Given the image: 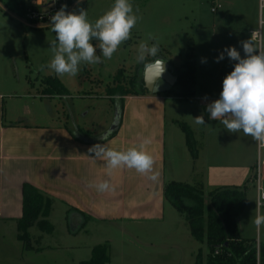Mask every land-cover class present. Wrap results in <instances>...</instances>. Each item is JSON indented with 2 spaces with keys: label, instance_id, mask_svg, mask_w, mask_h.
Returning a JSON list of instances; mask_svg holds the SVG:
<instances>
[{
  "label": "rangeland",
  "instance_id": "obj_1",
  "mask_svg": "<svg viewBox=\"0 0 264 264\" xmlns=\"http://www.w3.org/2000/svg\"><path fill=\"white\" fill-rule=\"evenodd\" d=\"M114 2L87 0L79 7L87 10L89 21L94 22ZM130 2L139 18L131 38L119 46L111 59H105L97 47L101 62L81 64L78 75L70 77L57 76L47 67L53 57L50 43L55 40L50 23H27L15 14L10 0H0V94L5 98L7 115L24 110L28 113L24 122L47 128L66 126L71 131L79 128L83 137H98L111 130L114 123L116 128L122 119V110L108 98L109 90L136 74L141 65L145 68L161 58L177 68L175 73L184 72V65L189 68L192 102L203 105L201 114L206 118L205 106L219 98L222 81L235 63L226 54L218 63L215 58L228 46H235L244 55L240 41L247 40L249 32L258 27V0ZM218 3L222 8L214 14L211 7ZM74 10L78 12L79 8ZM150 35L155 39H149ZM142 41L150 46L159 42L157 57L148 56L143 63L137 61ZM92 43L98 46L99 42ZM202 58L206 62L202 63ZM60 87L64 94L59 93ZM47 89L55 97L35 98ZM196 97L202 100L195 101ZM169 103L179 106V100ZM184 110L183 117L191 121L186 113L189 110ZM181 120L175 125L168 122L169 129L182 139L179 151L178 143H171L175 146L178 183L202 189L206 207L208 194L216 189L246 188L247 203L237 219L239 232L243 239L264 246V227L257 230L254 224L258 210L254 187L248 181L251 171L245 173L239 168L240 152L251 144L252 137L242 131L229 133L219 121L205 119V125H198L188 136L195 145V157L183 129L190 126ZM143 122L147 124L149 118ZM260 213L264 214V208ZM159 216L135 222L86 220L73 224L69 207L55 203L47 216L52 231L44 232L35 226L27 231L32 250H24L16 222H0V264H88L98 247L107 254L106 264H205L206 240L193 238L185 218L170 203L165 215L162 211Z\"/></svg>",
  "mask_w": 264,
  "mask_h": 264
},
{
  "label": "crops",
  "instance_id": "obj_2",
  "mask_svg": "<svg viewBox=\"0 0 264 264\" xmlns=\"http://www.w3.org/2000/svg\"><path fill=\"white\" fill-rule=\"evenodd\" d=\"M170 67L176 75L177 68ZM144 90L146 93L140 96L123 97V102L121 97L113 99L117 108L122 110V119L116 128L114 123L111 130L105 132H110L106 140L100 139L103 132L98 137H83L79 128L71 131L66 126L47 128L39 123L24 122L25 114H28L24 110L8 116L5 98L0 94V222L17 223L22 217L24 185H30L49 197L52 206L61 203L69 207L73 224L86 220H150L160 217L162 211L164 216L168 204L164 187L169 182H179L175 146L171 143L173 140L178 143V151L182 146V139L169 129L168 122L175 125L180 119L187 121L190 128L186 127L193 134L198 127L193 118L201 115L203 105L196 106L192 97L171 98L167 93L152 94ZM53 97L39 93L35 98L46 100ZM199 99L202 100L196 97L195 101H201ZM171 100H179L181 109H177L178 103L176 106L170 104ZM184 109L189 110L186 113L192 122L183 117ZM148 118L149 122L145 124L143 121ZM205 119L210 120L207 112ZM145 141L148 143L144 144ZM98 143L117 151L139 148L144 144V150L154 157L153 172L141 174L125 167L112 170L109 176L105 162L94 159L95 154L88 151ZM256 147L257 141L252 138L251 144L245 146L239 155L240 170L245 173L250 170V175ZM153 173H158L156 180L149 178ZM104 179L109 180L112 188L101 193L94 185ZM84 215L88 218L85 219Z\"/></svg>",
  "mask_w": 264,
  "mask_h": 264
},
{
  "label": "clouds",
  "instance_id": "obj_3",
  "mask_svg": "<svg viewBox=\"0 0 264 264\" xmlns=\"http://www.w3.org/2000/svg\"><path fill=\"white\" fill-rule=\"evenodd\" d=\"M55 3V0H53ZM79 11H68L67 4L61 5L50 16V25L55 33L50 49L53 57L47 67L57 76L75 77L81 64H98L101 56L97 55V47L105 59H111L119 46L131 38V30L136 26L138 16L133 10L130 0H115L114 5L94 22H90L87 10L79 7L83 0H76ZM149 39H155L151 35ZM98 41V46L92 43ZM243 50L235 46L225 47L215 58L220 62L227 57L234 61L233 69L222 81V91L219 98L206 105L209 119L219 121L229 133L243 132L251 136L261 147H264V35L255 30L247 40L240 41ZM159 42L151 46L147 41L140 42L137 49V61L143 63L148 56L157 57ZM202 63L206 62L202 58ZM44 66H41L43 70ZM146 69L155 68L153 79L160 78L165 71V60L158 58L145 65ZM194 122L205 125L204 115L196 116ZM110 132L100 135L106 140ZM148 143L145 141L144 144ZM144 144L139 148L131 147L117 151L105 144H95L88 149L95 154L94 159L105 162L108 175L118 168L135 169L138 173L153 172L154 157L144 150ZM158 173L149 178L156 180ZM91 186V185H90ZM98 192L110 191L109 180L104 179L95 184ZM264 207V188H258L256 208ZM257 230L264 227V214L257 211L254 219Z\"/></svg>",
  "mask_w": 264,
  "mask_h": 264
},
{
  "label": "trees",
  "instance_id": "obj_4",
  "mask_svg": "<svg viewBox=\"0 0 264 264\" xmlns=\"http://www.w3.org/2000/svg\"><path fill=\"white\" fill-rule=\"evenodd\" d=\"M10 1L14 12L16 10L22 15L24 8L22 0ZM141 66L127 81L111 88L107 94L108 98L113 100L115 97H121L123 102V97L146 93L143 87L145 68ZM183 67L186 70L184 72L177 70V83L167 93L170 97L171 94L173 98L192 96L193 82L189 74L190 70L186 65ZM59 91L64 94L61 87ZM41 94L55 96V93L49 89ZM183 129L187 134V146L194 156L195 145L188 137L191 132L187 127ZM246 190L238 186L216 189L208 194L209 205L206 207V196L202 189L178 182H169L165 185L163 190L165 200L185 218L193 238L197 241L206 240L208 254L205 264H264V246H260L257 253L255 241L243 239L238 228L237 219L247 203ZM51 208L52 200L49 197L30 185H24L23 214L17 221L18 239L23 243L24 250L33 249L27 234L29 228L35 226L44 232L52 231V226L47 221ZM83 217L88 218L86 215ZM103 250L101 247L95 248L94 257L88 264H106L108 257Z\"/></svg>",
  "mask_w": 264,
  "mask_h": 264
},
{
  "label": "built area",
  "instance_id": "obj_5",
  "mask_svg": "<svg viewBox=\"0 0 264 264\" xmlns=\"http://www.w3.org/2000/svg\"><path fill=\"white\" fill-rule=\"evenodd\" d=\"M87 0H83L84 4ZM24 4L22 15H19L16 10L15 14L27 23H50V16L60 9L61 5L67 4V10L73 11L77 7L76 0H22ZM80 4V5H82ZM222 8L221 4H214L211 7L212 13H217ZM256 31L264 35V0H258V27L249 32V35ZM249 183L254 187L257 199L258 188H264V147L257 142L255 162L253 165L252 175L249 178ZM264 207L257 209L259 212ZM257 244V253L261 244Z\"/></svg>",
  "mask_w": 264,
  "mask_h": 264
},
{
  "label": "water",
  "instance_id": "obj_6",
  "mask_svg": "<svg viewBox=\"0 0 264 264\" xmlns=\"http://www.w3.org/2000/svg\"><path fill=\"white\" fill-rule=\"evenodd\" d=\"M155 68L144 69V88L152 94H163L171 91L177 83V76L173 74V69L165 62V71L160 78L153 79Z\"/></svg>",
  "mask_w": 264,
  "mask_h": 264
}]
</instances>
